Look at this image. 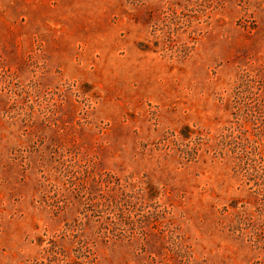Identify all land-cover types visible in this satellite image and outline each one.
<instances>
[{
    "label": "rangeland",
    "instance_id": "rangeland-1",
    "mask_svg": "<svg viewBox=\"0 0 264 264\" xmlns=\"http://www.w3.org/2000/svg\"><path fill=\"white\" fill-rule=\"evenodd\" d=\"M0 264H264V0H0Z\"/></svg>",
    "mask_w": 264,
    "mask_h": 264
}]
</instances>
